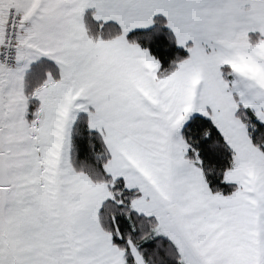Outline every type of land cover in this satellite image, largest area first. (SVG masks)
<instances>
[{
	"label": "snow or ice",
	"instance_id": "6c2138e0",
	"mask_svg": "<svg viewBox=\"0 0 264 264\" xmlns=\"http://www.w3.org/2000/svg\"><path fill=\"white\" fill-rule=\"evenodd\" d=\"M0 264H264V0H0Z\"/></svg>",
	"mask_w": 264,
	"mask_h": 264
}]
</instances>
